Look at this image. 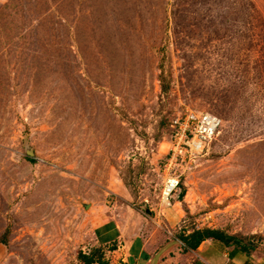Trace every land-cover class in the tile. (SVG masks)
<instances>
[{"label": "rangeland", "instance_id": "rangeland-1", "mask_svg": "<svg viewBox=\"0 0 264 264\" xmlns=\"http://www.w3.org/2000/svg\"><path fill=\"white\" fill-rule=\"evenodd\" d=\"M190 112L220 134L166 167ZM112 216L164 264L196 229L264 251V0H0V264L116 260Z\"/></svg>", "mask_w": 264, "mask_h": 264}, {"label": "crops", "instance_id": "crops-1", "mask_svg": "<svg viewBox=\"0 0 264 264\" xmlns=\"http://www.w3.org/2000/svg\"><path fill=\"white\" fill-rule=\"evenodd\" d=\"M144 229L146 227L143 223L140 224V229L136 230L129 223L128 227L121 230L118 218L114 216L103 220L97 229V243L103 247L119 244L117 249L108 250V254L116 258L109 261V264H164L162 259L168 256L173 246L168 245L167 248L163 247L157 252L149 245V240H145L141 235L140 232ZM180 247L183 254L178 255L184 257L187 264H264V252L259 249L245 254L234 249L233 246L226 247L216 241L203 242L196 251H185L183 243ZM165 262L167 264L169 260Z\"/></svg>", "mask_w": 264, "mask_h": 264}, {"label": "built area", "instance_id": "built-area-1", "mask_svg": "<svg viewBox=\"0 0 264 264\" xmlns=\"http://www.w3.org/2000/svg\"><path fill=\"white\" fill-rule=\"evenodd\" d=\"M223 120L211 113H195L190 112L185 115L184 119H177L172 122L171 128L174 129L172 146L170 149L169 165L181 158L195 157L202 154L216 140L220 134ZM178 164V163H177ZM181 185V177L170 175L166 179L164 185V200L170 201V198L176 193Z\"/></svg>", "mask_w": 264, "mask_h": 264}, {"label": "trees", "instance_id": "trees-1", "mask_svg": "<svg viewBox=\"0 0 264 264\" xmlns=\"http://www.w3.org/2000/svg\"><path fill=\"white\" fill-rule=\"evenodd\" d=\"M179 240L183 243V249L185 251H196L201 244L206 241H216L226 247L233 246L234 249L245 254H250L252 251L259 249V247L250 245V243L243 237H239L238 235H229L228 232L209 228L193 230L188 235L184 234L180 236ZM259 250L264 252L262 249ZM80 260L83 264H109L108 260L105 259L104 251H100L98 249L93 254H81Z\"/></svg>", "mask_w": 264, "mask_h": 264}, {"label": "bare ground", "instance_id": "bare-ground-1", "mask_svg": "<svg viewBox=\"0 0 264 264\" xmlns=\"http://www.w3.org/2000/svg\"><path fill=\"white\" fill-rule=\"evenodd\" d=\"M166 204H168V202H166Z\"/></svg>", "mask_w": 264, "mask_h": 264}]
</instances>
